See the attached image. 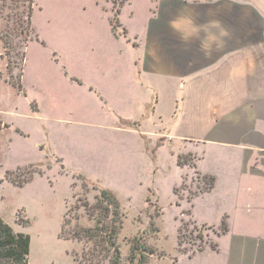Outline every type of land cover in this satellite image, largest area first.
<instances>
[{
  "label": "crops",
  "instance_id": "obj_1",
  "mask_svg": "<svg viewBox=\"0 0 264 264\" xmlns=\"http://www.w3.org/2000/svg\"><path fill=\"white\" fill-rule=\"evenodd\" d=\"M133 1L114 9L116 0H107L109 26L89 46L94 70L87 80L69 78L78 85V103L84 93L98 113L65 135L53 109L31 103V114L45 123L48 146L41 140L38 148L50 153L48 172L59 160L57 175H66L67 157L85 163L107 182L103 189L116 197L125 220V207L137 197L142 212L136 217L144 214L147 224L153 215L158 227L155 246L165 257L156 264H179L178 258L264 264V0H145L135 30L123 20ZM87 138L95 150H84ZM187 156L197 159L196 170L213 185L178 204L174 190L188 172L181 160ZM45 177L51 183L44 172L24 187ZM183 209L196 225L219 231L215 250L207 247L192 258L178 253ZM166 213L175 226L172 236L163 229ZM223 222L227 230L220 233Z\"/></svg>",
  "mask_w": 264,
  "mask_h": 264
},
{
  "label": "rangeland",
  "instance_id": "obj_2",
  "mask_svg": "<svg viewBox=\"0 0 264 264\" xmlns=\"http://www.w3.org/2000/svg\"><path fill=\"white\" fill-rule=\"evenodd\" d=\"M123 1L116 0L114 9ZM144 2L134 0L124 9L123 20L131 29L138 26ZM108 5L107 0H0V120L7 126L4 128L10 126L9 130L0 132V216L15 233L30 237L28 264H76L73 256L81 252L82 245L59 237L62 222L64 217L70 220L68 228L71 229L80 218V225L90 226L84 211L73 207L77 200L93 202L97 194L93 184L101 188L107 185L97 174H92L85 163H76L69 157L63 163L68 170L66 175H57L59 160L48 172L51 167L45 161L50 153L46 148L43 151L38 148L41 140L47 141L42 128L45 123L39 114H31L30 106L33 102L45 111L53 109L55 119L59 120L56 125L64 128L65 135L69 130L82 126L76 122H88L91 114L98 113L95 109L90 110L92 105L84 93L82 104L78 103V85L71 83L69 78L75 74L87 80L94 70V54L89 46L109 26L112 14ZM28 6L32 9L31 23ZM133 10L135 16H131ZM98 42L103 44V41ZM21 73L22 87L19 88ZM53 105L56 109L50 108ZM84 129L87 128H81L82 131ZM81 145L84 150H95L97 144L87 138ZM191 158L187 156L181 160L188 163ZM38 170L46 172L51 183L45 177L17 189L5 182V178L25 182ZM83 172L88 178L82 176ZM81 177L88 181L86 186ZM176 195L178 204L192 200L179 187ZM139 202L135 197L132 204L125 207L127 220H124L118 236L122 261L127 263L135 240V246L153 252L146 264H156L157 257H165L155 246L158 227L153 215L147 224L142 221L144 214L136 217L142 212ZM190 221L194 222L183 209L178 216V229L185 224L188 226L182 233L185 237H182L181 246H178L177 234L178 253L195 252L200 245L204 246L203 251L214 246L215 235L219 231ZM174 227L166 213L163 229L172 236ZM165 250L173 254L169 245ZM178 261L179 264L194 262L187 258H178ZM163 264L170 263L166 261Z\"/></svg>",
  "mask_w": 264,
  "mask_h": 264
},
{
  "label": "trees",
  "instance_id": "obj_3",
  "mask_svg": "<svg viewBox=\"0 0 264 264\" xmlns=\"http://www.w3.org/2000/svg\"><path fill=\"white\" fill-rule=\"evenodd\" d=\"M28 10V18L30 19L31 23L32 9L30 6H28ZM116 25L117 18L115 15L114 19L112 20L113 30L115 29ZM22 57V60L24 61V55ZM21 80L22 73L20 75V79L18 78L19 88L22 87ZM4 127L7 126H4L0 120V130L4 129ZM34 172L35 173L31 175L30 178L25 182L20 183L15 178H8L7 181L18 188H23L33 179L35 175H44V172L41 170ZM7 174L8 172H6V175ZM81 179L84 180V186H86L88 181L82 177ZM206 183L209 186L208 190H210L213 185V180L206 178ZM92 188L97 192L93 202L90 203L86 199L77 200L75 206L73 207L77 210H83L86 219L91 225L88 227L82 226L79 224L80 218H77V224H75L73 228L69 229L68 226L71 224L70 220L64 217L60 230L59 237L61 239L82 245L81 252L74 254L73 256L74 263L146 264L147 258L151 257L153 252H146L144 248L135 246V240L132 242L130 247V258L128 259L127 263L122 261L121 249L118 244V236L123 229V223L126 215L124 214L118 200L111 192L95 184L92 185ZM174 192L176 193V189ZM68 211L70 210L68 209ZM191 224L195 223L193 222ZM187 226L188 225L185 224L178 229V246H181L183 243L182 237H185V235L182 233ZM226 230L227 226L225 222H223L220 233H225ZM203 247L204 246L200 245L195 252H181V254L192 258L195 254L203 252ZM211 248L215 250L216 245H211ZM29 252L30 237L23 233H15L13 229L8 226L0 217V264H28Z\"/></svg>",
  "mask_w": 264,
  "mask_h": 264
},
{
  "label": "built area",
  "instance_id": "obj_4",
  "mask_svg": "<svg viewBox=\"0 0 264 264\" xmlns=\"http://www.w3.org/2000/svg\"><path fill=\"white\" fill-rule=\"evenodd\" d=\"M196 164L197 159L192 157L187 163L188 172L184 175L181 184L178 186L183 193L192 199L206 193L209 188L208 184L206 183V177L196 170ZM194 229L198 231L197 228L194 227Z\"/></svg>",
  "mask_w": 264,
  "mask_h": 264
}]
</instances>
